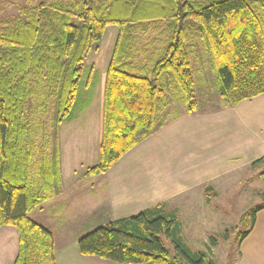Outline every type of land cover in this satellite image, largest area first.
<instances>
[{"label": "trees", "instance_id": "trees-1", "mask_svg": "<svg viewBox=\"0 0 264 264\" xmlns=\"http://www.w3.org/2000/svg\"><path fill=\"white\" fill-rule=\"evenodd\" d=\"M27 1L0 21V228L19 232L15 264H57L53 233L29 214L61 190L60 154L50 153L48 128L58 134L90 105L97 73L86 60L107 27L119 34L103 76L99 161L87 176L107 173L181 116L169 113L171 88L186 113L197 111L194 38L212 55L227 106L264 95L263 9L256 0ZM151 33L141 45L140 36ZM251 165L262 166L264 180V156ZM262 209H252L241 240ZM163 210L159 204L95 229L78 240L80 253L116 264H215L184 243L180 221Z\"/></svg>", "mask_w": 264, "mask_h": 264}, {"label": "crops", "instance_id": "crops-1", "mask_svg": "<svg viewBox=\"0 0 264 264\" xmlns=\"http://www.w3.org/2000/svg\"><path fill=\"white\" fill-rule=\"evenodd\" d=\"M118 34L117 26L107 27L98 49L86 60V66L97 73L90 105L59 126L61 190L38 207V219L32 217L34 210L29 214L53 233L57 264H116L80 253L78 240L90 232L86 225L99 228L159 204H165L166 214L174 215L179 201L191 203L200 193L218 187L226 191V196L233 183H243L246 189L242 197L237 194L241 198L237 204H243L246 191L264 196L262 166L251 165L264 156V95L236 106L225 103L216 108L198 107L193 114L184 110L107 173L87 176L88 168L99 161L103 76L110 66ZM257 168L256 174L253 171ZM248 169L252 172L246 178L242 173ZM236 191H240L238 187ZM214 213L225 211L211 209L207 218ZM206 216L202 222L205 220L211 228ZM62 218L67 220L65 225L59 224ZM196 227L191 224L189 229ZM18 251L17 229L1 227L0 264H15ZM240 256L238 264H264V209L257 212L252 230L242 240Z\"/></svg>", "mask_w": 264, "mask_h": 264}, {"label": "rangeland", "instance_id": "rangeland-1", "mask_svg": "<svg viewBox=\"0 0 264 264\" xmlns=\"http://www.w3.org/2000/svg\"><path fill=\"white\" fill-rule=\"evenodd\" d=\"M30 1L38 2L43 0ZM195 1L204 3L211 0ZM27 2V0H0V21L7 17L17 16L19 14V6L25 5ZM254 5L263 9V11L261 10L260 12V16L264 23V5H261L260 0L254 1ZM153 36L154 34L152 33L149 34L148 37L140 36L141 45L148 42V38L149 40L154 38ZM190 51L198 106L200 108H216L224 105L225 103L227 104V101L223 99L219 93V81L211 53L198 38H194L190 42ZM169 99L170 114L181 113L185 110L182 104L181 95L177 90L173 88L170 89ZM53 116L54 112L51 110L45 119L48 124L51 123ZM172 116L173 115H171L168 119H171ZM161 120L162 117L160 118V121ZM48 130L50 136L47 140V144L51 155L54 157L56 150L58 149L59 151V133L57 134L56 128H53L52 126H49ZM251 172L252 169H248L243 172L242 175H246V178H249ZM253 172L257 174L258 168ZM260 181L264 183L262 179H260ZM237 187L240 191H236ZM242 187L243 183L237 185L233 183L230 188L228 187L230 191L226 196L224 195L226 191H224L223 188V190H221V187H218L216 190L212 188L211 191L200 193L199 196H196L194 201L191 203L185 199L179 201V204H177L178 209L176 206L175 211L172 210V213L179 218L178 220H180L181 225L184 227L181 228V236L184 243H186L193 252H207L209 259L213 260L215 264L239 263V259L241 257L240 245L242 242L240 236L250 227L252 223L250 210L264 203V198L262 196H256L255 193L246 191L247 196L243 204H237L239 202V198L242 197L244 191L246 190ZM228 188H226V190ZM233 192L234 194H232ZM237 194H240L241 196L238 197ZM163 205L165 206V204ZM211 209H214L215 211L222 209L225 213H214L211 214L212 218H207L206 214L210 215ZM163 211L165 212V210ZM247 213L250 215L246 216ZM38 214L39 209L36 208V210L32 213V217L34 219H38ZM71 214L72 213L69 212V216ZM205 216L207 219H210L209 224L211 228L206 226L205 220L202 222V219L205 218ZM191 218H193V220H191ZM66 222L67 220L62 218L59 224L65 225ZM191 224H196L197 227L194 229L191 228L192 230H190L189 227ZM93 225H86L87 231L91 232L98 228H92L94 227ZM169 247L171 246L169 245Z\"/></svg>", "mask_w": 264, "mask_h": 264}]
</instances>
